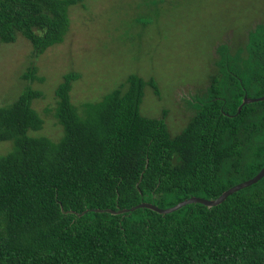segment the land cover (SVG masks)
I'll use <instances>...</instances> for the list:
<instances>
[{"label":"trees","instance_id":"obj_1","mask_svg":"<svg viewBox=\"0 0 264 264\" xmlns=\"http://www.w3.org/2000/svg\"><path fill=\"white\" fill-rule=\"evenodd\" d=\"M82 0H0V45L22 36L35 55L64 41L69 8ZM210 85L185 99L192 115L176 136L166 118L141 115L153 79L131 75L101 101L55 93L62 136H36L44 120L27 87L0 106V264H264V178L217 206L213 200L264 167V25L232 52L223 44ZM36 68L26 78L34 79ZM109 210L111 212H109Z\"/></svg>","mask_w":264,"mask_h":264},{"label":"rangeland","instance_id":"obj_2","mask_svg":"<svg viewBox=\"0 0 264 264\" xmlns=\"http://www.w3.org/2000/svg\"><path fill=\"white\" fill-rule=\"evenodd\" d=\"M69 18L64 41L41 55L22 36L0 45V106L27 87L40 91L33 108L44 124L34 135L56 141L63 131L55 91L65 75H80L70 91L80 113L84 103L101 101L137 75L155 80L159 89L145 87L141 115L169 111L167 127L176 136L192 115L185 99L210 85L220 47L238 51L264 25V0H82L70 6ZM32 67L35 78H26ZM12 145L0 143V156Z\"/></svg>","mask_w":264,"mask_h":264},{"label":"water","instance_id":"obj_3","mask_svg":"<svg viewBox=\"0 0 264 264\" xmlns=\"http://www.w3.org/2000/svg\"><path fill=\"white\" fill-rule=\"evenodd\" d=\"M260 101H264V96H262L260 98H249L246 95L243 99L241 106L238 109V113L241 112L242 108L245 105L255 103V102H260ZM262 178H264V167L255 177L251 178L250 180H247L245 182H242L240 184L233 186L229 190L225 191L217 199L207 200L204 198L192 197V198L184 200V201L180 202L179 204H177L176 206H174L172 208H168V209H160L153 204L142 203V204L137 205L136 207H132L130 209H124V210L118 211L117 213H128L129 211L132 212V211H135L136 209H139V208H148V209H152V210L159 212V213H162V214H167V213L174 212V211H176V210H178V209H180V208H182L188 204H192V203H201L207 207H213V206H217V205L221 204L222 202H224L230 195L258 183ZM109 212H111V211L109 210Z\"/></svg>","mask_w":264,"mask_h":264}]
</instances>
